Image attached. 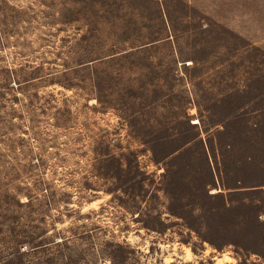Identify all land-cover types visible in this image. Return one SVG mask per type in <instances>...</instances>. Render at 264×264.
Listing matches in <instances>:
<instances>
[{
    "label": "rangeland",
    "instance_id": "rangeland-1",
    "mask_svg": "<svg viewBox=\"0 0 264 264\" xmlns=\"http://www.w3.org/2000/svg\"><path fill=\"white\" fill-rule=\"evenodd\" d=\"M0 264H264V0H0Z\"/></svg>",
    "mask_w": 264,
    "mask_h": 264
},
{
    "label": "crops",
    "instance_id": "crops-1",
    "mask_svg": "<svg viewBox=\"0 0 264 264\" xmlns=\"http://www.w3.org/2000/svg\"><path fill=\"white\" fill-rule=\"evenodd\" d=\"M244 6H245V7H252V3H248V2L246 1V3H245ZM260 7H262V4H260Z\"/></svg>",
    "mask_w": 264,
    "mask_h": 264
}]
</instances>
